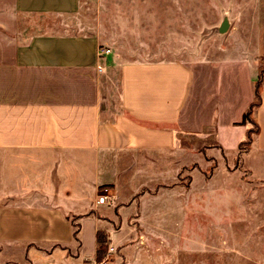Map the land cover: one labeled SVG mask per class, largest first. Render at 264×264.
Masks as SVG:
<instances>
[{
	"label": "crops",
	"instance_id": "crops-1",
	"mask_svg": "<svg viewBox=\"0 0 264 264\" xmlns=\"http://www.w3.org/2000/svg\"><path fill=\"white\" fill-rule=\"evenodd\" d=\"M140 3L0 0V264H95V235H109L117 219L103 207L112 203L125 222L138 188L168 186L175 162L187 158L182 137L237 154L264 56V0H255L237 44L214 46L191 65L155 59V39L141 37ZM145 16L152 25L156 16ZM165 44L160 50L177 51L173 38ZM260 97L250 153H264V83Z\"/></svg>",
	"mask_w": 264,
	"mask_h": 264
},
{
	"label": "rangeland",
	"instance_id": "rangeland-1",
	"mask_svg": "<svg viewBox=\"0 0 264 264\" xmlns=\"http://www.w3.org/2000/svg\"><path fill=\"white\" fill-rule=\"evenodd\" d=\"M140 1L135 14L143 15V41H156L155 59H178L189 65L196 63L199 54L212 53L214 46L237 44L238 29L248 30L256 11L255 0ZM183 1L187 4L181 5ZM149 13L156 16L152 25L145 18ZM175 14H186L188 19ZM172 15L179 21L174 20L178 23L169 32ZM224 21L227 29L221 34ZM168 38H173L170 47L177 51L160 50L167 48ZM110 90L111 100L116 99L114 75ZM181 140L187 149L186 164L175 162L168 186L138 188L131 199L135 211L125 222L112 203L103 207L109 213L114 210L117 219L108 221L109 235L101 231L108 244L98 264H264V153H250V146L246 153L226 157L209 138ZM102 194L101 188L97 201ZM72 222L77 225V218ZM77 244L72 257L78 252ZM7 257L20 258L12 251L4 253Z\"/></svg>",
	"mask_w": 264,
	"mask_h": 264
},
{
	"label": "trees",
	"instance_id": "trees-1",
	"mask_svg": "<svg viewBox=\"0 0 264 264\" xmlns=\"http://www.w3.org/2000/svg\"><path fill=\"white\" fill-rule=\"evenodd\" d=\"M260 59L264 62V56L260 57ZM264 83V63H262L258 68V75L254 82V101L248 106L245 113L242 116V125H250V128L248 129L245 139L239 143L238 145V151L240 153H246L251 146L253 139L257 134L259 133V127L257 123L255 122V119L253 118L255 111L260 106L261 103V87ZM239 156V155H238ZM238 159V158H237ZM72 225L76 228L73 231V239L78 240L77 235L79 232V225H74L73 222H71ZM96 239V252H95V263H100L105 255L108 240L105 236V233L98 231L95 235Z\"/></svg>",
	"mask_w": 264,
	"mask_h": 264
},
{
	"label": "built area",
	"instance_id": "built-area-1",
	"mask_svg": "<svg viewBox=\"0 0 264 264\" xmlns=\"http://www.w3.org/2000/svg\"><path fill=\"white\" fill-rule=\"evenodd\" d=\"M109 53V49H101L100 51H99V54L100 55H107ZM106 190H104V192H105ZM108 199V197H107V195H104V194H102V195H100L99 196V198H98V203L99 204H104L105 203V201Z\"/></svg>",
	"mask_w": 264,
	"mask_h": 264
},
{
	"label": "water",
	"instance_id": "water-1",
	"mask_svg": "<svg viewBox=\"0 0 264 264\" xmlns=\"http://www.w3.org/2000/svg\"><path fill=\"white\" fill-rule=\"evenodd\" d=\"M226 29H227V23H226V21H224L222 23V25L220 26L219 31H220V33H223V32H225Z\"/></svg>",
	"mask_w": 264,
	"mask_h": 264
}]
</instances>
